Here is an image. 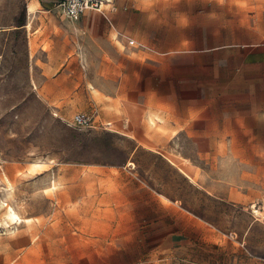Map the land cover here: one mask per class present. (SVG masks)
Masks as SVG:
<instances>
[{"label": "rangeland", "instance_id": "rangeland-1", "mask_svg": "<svg viewBox=\"0 0 264 264\" xmlns=\"http://www.w3.org/2000/svg\"><path fill=\"white\" fill-rule=\"evenodd\" d=\"M7 2L0 0V8ZM207 2L209 14L222 13L213 6L218 3L261 4L256 14L264 19V0ZM52 15L33 28L30 74L16 47L7 55L0 45V264H168L162 261L167 253L157 250L162 230L151 227L160 215L142 204L147 194L137 180L238 242L244 254L224 255L217 247L209 254L220 263L264 264L262 158L256 157L261 170L254 172L253 188L252 173L242 167L248 157L233 154L243 141L190 139L182 103L174 139L159 145L176 168L148 152L131 157L135 141L109 126L103 103L90 97L86 59L67 40L72 20ZM95 107L90 128L70 125L75 114L93 115ZM232 190L250 191L255 201H221ZM9 207L21 223L7 218Z\"/></svg>", "mask_w": 264, "mask_h": 264}, {"label": "crops", "instance_id": "crops-1", "mask_svg": "<svg viewBox=\"0 0 264 264\" xmlns=\"http://www.w3.org/2000/svg\"><path fill=\"white\" fill-rule=\"evenodd\" d=\"M108 1L102 13L87 11L78 21H67V40L86 59L87 75L93 77L90 97L103 103L99 109L107 124L135 141L131 157L148 152L176 168L159 145L174 139L177 103H182L190 139L243 141L233 154L248 157L242 167L252 173L248 184L254 188V172L261 170L256 157L264 162V19L256 14L262 5L218 3L213 6L222 13L209 14L207 0ZM59 2L11 0L0 8V45L7 55L16 47L24 73L31 72L33 28L39 18L63 16ZM137 181L147 194L142 204L148 213L160 215L151 227L162 230L157 248L167 253L162 261L223 264L209 255L216 247L224 255L244 254L238 242L217 234L176 198ZM249 192L232 190L221 201L250 205L255 197Z\"/></svg>", "mask_w": 264, "mask_h": 264}, {"label": "built area", "instance_id": "built-area-1", "mask_svg": "<svg viewBox=\"0 0 264 264\" xmlns=\"http://www.w3.org/2000/svg\"><path fill=\"white\" fill-rule=\"evenodd\" d=\"M108 3V0H60L58 7L65 17L78 21L87 11L102 13L104 5ZM92 123V116L75 114L70 125L76 128H90Z\"/></svg>", "mask_w": 264, "mask_h": 264}, {"label": "bare ground", "instance_id": "bare-ground-1", "mask_svg": "<svg viewBox=\"0 0 264 264\" xmlns=\"http://www.w3.org/2000/svg\"><path fill=\"white\" fill-rule=\"evenodd\" d=\"M34 9H35L34 4H30L28 6V12L29 13H31V14L34 13L33 12ZM39 163H40V161H39ZM39 163L36 162L35 164H39ZM13 210L14 209H12L11 207L8 208L7 213H6L7 218L13 223H17V224L21 223L22 220L19 218V216Z\"/></svg>", "mask_w": 264, "mask_h": 264}]
</instances>
